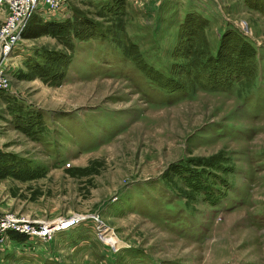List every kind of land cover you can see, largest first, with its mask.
I'll return each mask as SVG.
<instances>
[{
  "label": "rangeland",
  "instance_id": "obj_1",
  "mask_svg": "<svg viewBox=\"0 0 264 264\" xmlns=\"http://www.w3.org/2000/svg\"><path fill=\"white\" fill-rule=\"evenodd\" d=\"M33 14L48 28L19 35L0 89V214L77 220L3 230L0 256L264 264V0H62Z\"/></svg>",
  "mask_w": 264,
  "mask_h": 264
},
{
  "label": "built area",
  "instance_id": "obj_2",
  "mask_svg": "<svg viewBox=\"0 0 264 264\" xmlns=\"http://www.w3.org/2000/svg\"><path fill=\"white\" fill-rule=\"evenodd\" d=\"M61 3L62 0H0V7L5 13L4 18L0 22V89H6L9 84L5 75L6 62L30 16L38 10H42L49 15H55ZM60 219L62 220V218ZM76 220V217L63 219L59 226L64 224L65 226L62 229H66ZM55 222L56 220H53V223ZM41 227L32 226L22 217L16 218L12 214L7 213L0 214V233L3 230L11 229L15 232L43 236L50 235L55 229L58 230L56 223L51 227L53 230L48 227V231H46Z\"/></svg>",
  "mask_w": 264,
  "mask_h": 264
},
{
  "label": "trees",
  "instance_id": "obj_3",
  "mask_svg": "<svg viewBox=\"0 0 264 264\" xmlns=\"http://www.w3.org/2000/svg\"><path fill=\"white\" fill-rule=\"evenodd\" d=\"M48 25L49 24L41 20L40 17L36 16L35 14H32L30 18L28 19L25 28L21 32V37L22 38L36 37L42 33H45L46 29L48 28ZM12 236H15V235L12 234Z\"/></svg>",
  "mask_w": 264,
  "mask_h": 264
},
{
  "label": "bare ground",
  "instance_id": "obj_4",
  "mask_svg": "<svg viewBox=\"0 0 264 264\" xmlns=\"http://www.w3.org/2000/svg\"><path fill=\"white\" fill-rule=\"evenodd\" d=\"M63 220V219H62ZM61 219H56V224H57V229L59 230V229H62V227L63 226H65L64 224H62V225H60L59 226V224L61 223V222H63ZM52 223H49V224H45V225H43L41 228H44L46 231H48V227H52V225H54L55 223H53V221H51ZM99 228H101V227H99ZM52 229V228H51ZM102 230L104 229L103 227L101 228ZM53 230V229H52ZM56 230V229H55ZM105 231H102L101 232V234H103ZM49 233H51L50 231H49ZM39 234H42V233H39ZM104 242L105 243H107V244H111L112 242H113V240H112V238L111 237H108V236H106V239L104 238Z\"/></svg>",
  "mask_w": 264,
  "mask_h": 264
},
{
  "label": "crops",
  "instance_id": "obj_5",
  "mask_svg": "<svg viewBox=\"0 0 264 264\" xmlns=\"http://www.w3.org/2000/svg\"><path fill=\"white\" fill-rule=\"evenodd\" d=\"M0 264H20V263L17 260L14 261V259H12L10 257L0 256Z\"/></svg>",
  "mask_w": 264,
  "mask_h": 264
}]
</instances>
